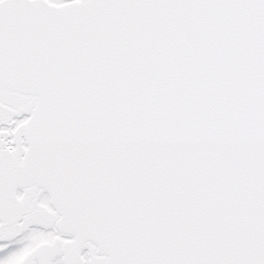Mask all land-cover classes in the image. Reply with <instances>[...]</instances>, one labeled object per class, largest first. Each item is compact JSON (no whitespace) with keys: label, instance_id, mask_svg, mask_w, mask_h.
Instances as JSON below:
<instances>
[{"label":"snow or ice","instance_id":"6c2138e0","mask_svg":"<svg viewBox=\"0 0 264 264\" xmlns=\"http://www.w3.org/2000/svg\"><path fill=\"white\" fill-rule=\"evenodd\" d=\"M0 264H264V0H0Z\"/></svg>","mask_w":264,"mask_h":264}]
</instances>
